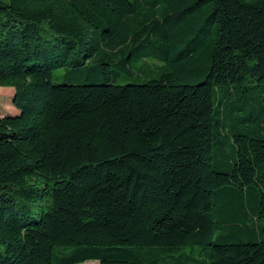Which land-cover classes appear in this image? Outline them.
<instances>
[{
  "label": "trees",
  "instance_id": "1",
  "mask_svg": "<svg viewBox=\"0 0 264 264\" xmlns=\"http://www.w3.org/2000/svg\"><path fill=\"white\" fill-rule=\"evenodd\" d=\"M0 86V264H264V0H0Z\"/></svg>",
  "mask_w": 264,
  "mask_h": 264
},
{
  "label": "rangeland",
  "instance_id": "2",
  "mask_svg": "<svg viewBox=\"0 0 264 264\" xmlns=\"http://www.w3.org/2000/svg\"><path fill=\"white\" fill-rule=\"evenodd\" d=\"M138 64L141 63V61L137 62ZM151 64H154L156 66H160L163 64V62L159 60H151ZM136 64V63H135ZM156 69L150 72V76L153 77L157 75V67ZM65 73L64 68L57 69L53 74V81L54 82H64L67 79L63 76ZM142 77V76H141ZM103 80V79H102ZM140 77L134 76V75H126V76H118L114 81L116 83H125V82H140ZM78 79H73L72 82H78ZM13 98V87L10 86H0V115H6V114H17L19 112V109L14 106L12 102ZM76 264H98L97 260H87L85 262L76 263Z\"/></svg>",
  "mask_w": 264,
  "mask_h": 264
}]
</instances>
